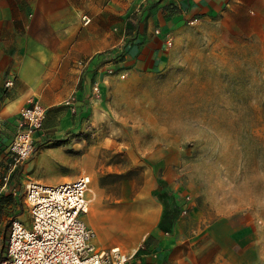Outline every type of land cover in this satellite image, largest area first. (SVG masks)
Returning a JSON list of instances; mask_svg holds the SVG:
<instances>
[{
    "label": "rangeland",
    "instance_id": "rangeland-1",
    "mask_svg": "<svg viewBox=\"0 0 264 264\" xmlns=\"http://www.w3.org/2000/svg\"><path fill=\"white\" fill-rule=\"evenodd\" d=\"M51 2L68 7L73 76L88 68L104 74L92 79L95 109L76 133L39 132L36 153L13 180L14 202L0 215L5 236L16 215L30 226L25 181L56 184L86 173L89 206L81 218L99 245H118L130 257L153 209L171 205L173 193L183 201L173 215L181 214L180 228L194 232L205 255L200 264H264V0H235L215 17L187 23L171 34L156 71L120 66L122 24L134 0ZM244 228L252 234L243 244L249 260H217L233 246L225 233Z\"/></svg>",
    "mask_w": 264,
    "mask_h": 264
},
{
    "label": "crops",
    "instance_id": "crops-1",
    "mask_svg": "<svg viewBox=\"0 0 264 264\" xmlns=\"http://www.w3.org/2000/svg\"><path fill=\"white\" fill-rule=\"evenodd\" d=\"M134 1L136 7L129 11L122 24L124 46L120 66L133 71H156L167 61V35L179 34L187 23L219 15L235 0ZM67 14L66 5L54 6L51 0H0L1 175L4 173L2 165L7 162L4 148L15 132L16 116L30 99L43 105L47 113L43 130L39 129L35 135L36 147L39 132L45 131L43 137L60 136L68 131L74 134L83 124L85 115L95 109L90 104L89 93L92 82H100L104 72L88 68L81 79L73 76L71 65L78 57L69 49ZM71 19L74 20L75 15ZM7 81L11 83L5 85ZM22 169L23 166H19L16 174ZM172 198L175 200L171 205L159 202L153 209V216H149L151 225L135 253L130 255L129 264L205 262V255L196 249L194 232L182 230L181 214L173 215L182 206V199L176 195ZM87 224L93 228L90 222ZM95 234L96 245L105 248L96 242V230ZM225 234V243L229 239L233 245L231 251L216 253L215 258L220 260L225 255L224 261L231 259L234 263L249 260L243 244L252 238L251 230L244 228ZM210 259L213 260L210 256L207 261Z\"/></svg>",
    "mask_w": 264,
    "mask_h": 264
},
{
    "label": "built area",
    "instance_id": "built-area-1",
    "mask_svg": "<svg viewBox=\"0 0 264 264\" xmlns=\"http://www.w3.org/2000/svg\"><path fill=\"white\" fill-rule=\"evenodd\" d=\"M171 43L167 35V47ZM45 114L46 108L33 99L19 110L15 132L4 148L7 167L0 177V195L15 194V174L36 153L35 135ZM90 183L86 173L56 184L25 181L22 204L30 226L19 220L21 214L10 219L6 236L0 228V245L5 236L0 264H129L119 246L98 247L94 229L81 218L88 211Z\"/></svg>",
    "mask_w": 264,
    "mask_h": 264
},
{
    "label": "trees",
    "instance_id": "trees-1",
    "mask_svg": "<svg viewBox=\"0 0 264 264\" xmlns=\"http://www.w3.org/2000/svg\"><path fill=\"white\" fill-rule=\"evenodd\" d=\"M174 196L175 195H173V193L170 194L171 203L173 202V199L175 200V198H172ZM12 202H14V195L12 194H1L0 195V215L4 213V210L6 209L5 207L10 205ZM3 233L5 235V231H3ZM4 246H5V236H3V243H2L1 250H4Z\"/></svg>",
    "mask_w": 264,
    "mask_h": 264
},
{
    "label": "bare ground",
    "instance_id": "bare-ground-1",
    "mask_svg": "<svg viewBox=\"0 0 264 264\" xmlns=\"http://www.w3.org/2000/svg\"><path fill=\"white\" fill-rule=\"evenodd\" d=\"M95 231V230H94Z\"/></svg>",
    "mask_w": 264,
    "mask_h": 264
}]
</instances>
